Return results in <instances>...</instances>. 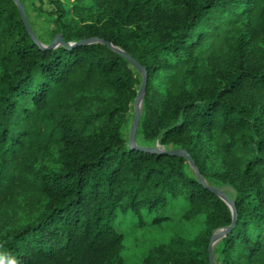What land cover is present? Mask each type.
<instances>
[{
    "label": "trees",
    "instance_id": "16d2710c",
    "mask_svg": "<svg viewBox=\"0 0 264 264\" xmlns=\"http://www.w3.org/2000/svg\"><path fill=\"white\" fill-rule=\"evenodd\" d=\"M30 4L74 45L42 47L0 0V264H209L232 224L215 264H264V0ZM106 42L147 70L137 135L185 149L205 184L185 156L130 148L143 77ZM127 216L201 228L127 263Z\"/></svg>",
    "mask_w": 264,
    "mask_h": 264
},
{
    "label": "rangeland",
    "instance_id": "374dc122",
    "mask_svg": "<svg viewBox=\"0 0 264 264\" xmlns=\"http://www.w3.org/2000/svg\"><path fill=\"white\" fill-rule=\"evenodd\" d=\"M26 9H28V19L30 26L35 33L37 40L42 46L52 43V37L49 34L50 27L41 19L36 18L31 11L30 0H21ZM71 1V0H65ZM138 80L141 79V73L135 69ZM130 121L126 127V140L130 139V131L134 120V111L129 113ZM141 133L136 135L135 144L142 147H161L157 142H148L140 136ZM217 183L212 182L213 186L219 188ZM137 219L132 216L121 217L117 223L119 229L125 234V249L124 257L127 263H134L140 261L155 244L168 240L171 236L179 233L182 236L192 237L200 230L199 222H185L179 224L170 221L164 223L162 226H152L146 224L145 226L138 225ZM216 245V244H215Z\"/></svg>",
    "mask_w": 264,
    "mask_h": 264
},
{
    "label": "water",
    "instance_id": "95a60500",
    "mask_svg": "<svg viewBox=\"0 0 264 264\" xmlns=\"http://www.w3.org/2000/svg\"><path fill=\"white\" fill-rule=\"evenodd\" d=\"M14 1L19 7V10L21 12V16H22V19H23V22H24L26 29L30 33L33 40H35L38 44H40L39 41L37 40L35 33L33 32L32 28L30 26L25 6L21 2V0H14ZM95 41H98V39L97 38L85 39V40H82L81 42H79V45L88 44V43L95 42ZM59 43H63L66 45H74V44H70V43H65L63 41V36L61 34H58L53 39V41L50 45H48V46H42L41 44L40 45L42 47L53 48V47L57 46ZM106 43H107V45H109V47L113 51H115V52L123 55L125 58H127L131 62V64L141 73V75L143 77L142 85L138 91V94L135 98L134 105H133L134 106V120H133V125H132L131 131H130V139H129L130 148L143 150L145 152H165V153H168L171 155L185 156L188 159L189 164L195 170L199 180L205 184V180L203 179V176L200 174L199 169L196 166L195 161L192 159V157L188 154V152L185 149H179V150L173 149V150L165 151L164 149H161V147H142V146H138L135 144L137 131H138V128H139V125L141 122L142 99H143V95H144L146 84H147V70L135 58L130 56L128 53L123 51L121 48H119V47H117L111 43H108V42H106ZM139 104H141V105L139 106ZM207 187L212 192L216 193L218 196H220L223 200H225L229 204V206L231 207L232 212H233L234 220H236L237 212H236L235 204L231 200V198L222 189H220L216 186H207ZM233 225L234 224H232L228 228H222V229H220V230H218L212 234L211 239H210V243H209V264H215L213 247L222 237H224L231 230Z\"/></svg>",
    "mask_w": 264,
    "mask_h": 264
},
{
    "label": "bare ground",
    "instance_id": "6f19581e",
    "mask_svg": "<svg viewBox=\"0 0 264 264\" xmlns=\"http://www.w3.org/2000/svg\"><path fill=\"white\" fill-rule=\"evenodd\" d=\"M141 104H139V106H140Z\"/></svg>",
    "mask_w": 264,
    "mask_h": 264
}]
</instances>
